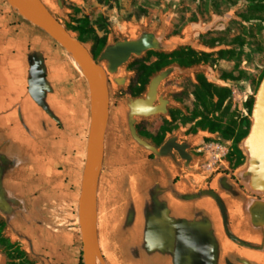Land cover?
Returning <instances> with one entry per match:
<instances>
[{"label":"crops","instance_id":"obj_1","mask_svg":"<svg viewBox=\"0 0 264 264\" xmlns=\"http://www.w3.org/2000/svg\"><path fill=\"white\" fill-rule=\"evenodd\" d=\"M80 72L60 43L0 0V212L45 264H78L82 253L76 208L91 106ZM116 110L96 222L109 264H264V206L247 212L228 182L226 231L219 202L189 181L187 160L139 137L134 99Z\"/></svg>","mask_w":264,"mask_h":264},{"label":"rangeland","instance_id":"obj_2","mask_svg":"<svg viewBox=\"0 0 264 264\" xmlns=\"http://www.w3.org/2000/svg\"><path fill=\"white\" fill-rule=\"evenodd\" d=\"M42 2L62 23L84 26L93 35L86 45L100 52L98 59L108 70L112 121L117 118V105L134 99L132 91L141 86L143 74L138 67L157 62L159 51L172 52L181 47L179 53L167 58L181 60L183 65L173 62L151 80L148 92L157 79V108L146 115H136V131L138 126L156 140L163 139L162 145L156 147L142 138L156 148L167 145L187 160L192 166L187 168L189 181L199 195L211 194L207 190L215 192L216 196L211 195L221 199L226 219L221 194L227 190L228 182L234 185L236 195L249 203L247 212L256 204L264 206V188L255 182L257 165L251 161L248 143L254 105L264 80V0ZM143 41L148 46L132 52L119 65L111 66L102 58L107 48L120 42ZM69 56L88 85L83 71ZM106 157L105 154L103 167ZM78 205L79 200L77 217ZM219 206L223 213L220 203ZM8 219L12 218H6L9 236L20 249L27 250L30 261L19 249L12 251L10 259L4 246H0V264H9L10 260L15 264H45L48 256L33 252L18 230L10 229ZM224 225L230 231L226 220ZM81 255L83 258V247Z\"/></svg>","mask_w":264,"mask_h":264},{"label":"water","instance_id":"obj_3","mask_svg":"<svg viewBox=\"0 0 264 264\" xmlns=\"http://www.w3.org/2000/svg\"><path fill=\"white\" fill-rule=\"evenodd\" d=\"M12 8L18 13L42 28L58 43H60L69 55H79L85 62L83 71L90 91L91 119L87 142V155L83 171L81 193L78 205V217L83 243L84 264H107L99 247L96 222L98 214V188L103 168L105 155L106 133L110 118V89L109 74L107 68L92 54L86 44L78 39L65 25L47 8L42 0H35L31 4L28 0H7ZM146 41L139 43L120 42L109 47L102 58L107 59L111 66L124 62L132 52H139L147 47ZM155 79L146 97L134 99V113L146 115L157 108ZM144 103V104H142ZM253 124L248 136V143L252 150L251 161L257 165L255 182L257 186L264 188V80L257 94L253 111ZM169 147L164 145L161 150L166 151ZM181 150V148H179ZM2 168H0V191L2 184ZM214 196L215 192L207 190ZM218 202L223 208L226 220L225 208L218 197Z\"/></svg>","mask_w":264,"mask_h":264},{"label":"trees","instance_id":"obj_4","mask_svg":"<svg viewBox=\"0 0 264 264\" xmlns=\"http://www.w3.org/2000/svg\"><path fill=\"white\" fill-rule=\"evenodd\" d=\"M5 1L8 3L7 0H5ZM13 10H15L18 13V11L16 9L13 8ZM51 12H53V11L51 10ZM22 18H23V20L25 22H27L29 24H32L34 26H37V25L33 24L32 22H30L29 20H27L26 18H24V17H22ZM63 24L65 25V27L69 31H71L73 34H76L75 36L78 39H80L84 44H87L89 41H91V37H93V35L90 32L84 30V29H86V28H84V26L74 25L72 22H67V23H63ZM105 46H106V44L103 43V45L101 47L104 49ZM90 50H91L92 54L94 55V57L97 60H99L98 57H99V53L100 52H95L93 49H90ZM180 50H181V47L177 48V50L172 51V52L159 51V52H157L158 55H159V60L157 62H155L154 64H152L150 66H145V65L144 66H139L138 69L143 74V77L141 78V86H140V88L135 89L134 91H132L131 96L134 99L145 97L146 94L148 93V87L150 85L151 80L155 76H157L163 69H165L167 66H169L173 62H177L179 65H183L181 60H176V59L168 60V58H167V55H175L176 53H179ZM249 125H251V121L249 122ZM137 132H138V135L141 138H143L145 140H148L151 144L155 145L156 147H160L162 145V143L164 142L163 139L156 140L151 135L142 132V129H140L138 126H137ZM7 229H8V224L6 222V218H5V216H3L0 213V246H4L5 250L7 251V255L9 256L10 259L13 258V252L12 251L14 249H19L23 255H27V261H30V258L28 257L27 250L20 249L19 246H17L16 242L13 241L11 239V237L9 236V234L7 232ZM104 258H105L106 263L109 264V262H108V260L106 259L105 256H104ZM80 262H81V264H83L82 255L80 256ZM9 264H15V262L10 260Z\"/></svg>","mask_w":264,"mask_h":264},{"label":"bare ground","instance_id":"obj_5","mask_svg":"<svg viewBox=\"0 0 264 264\" xmlns=\"http://www.w3.org/2000/svg\"><path fill=\"white\" fill-rule=\"evenodd\" d=\"M31 4L35 5V0H28ZM72 58L76 62V64L79 66V68L85 72V62L82 60V58L79 55H73ZM143 104V103H142Z\"/></svg>","mask_w":264,"mask_h":264}]
</instances>
